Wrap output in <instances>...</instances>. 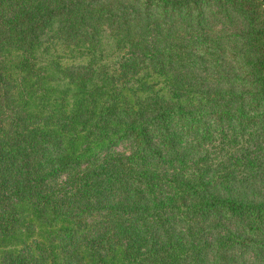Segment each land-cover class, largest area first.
<instances>
[{"label": "trees", "instance_id": "trees-1", "mask_svg": "<svg viewBox=\"0 0 264 264\" xmlns=\"http://www.w3.org/2000/svg\"><path fill=\"white\" fill-rule=\"evenodd\" d=\"M0 264H264V0H0Z\"/></svg>", "mask_w": 264, "mask_h": 264}, {"label": "rangeland", "instance_id": "rangeland-1", "mask_svg": "<svg viewBox=\"0 0 264 264\" xmlns=\"http://www.w3.org/2000/svg\"><path fill=\"white\" fill-rule=\"evenodd\" d=\"M116 150L123 151L124 153L127 152L126 145L124 143L117 145Z\"/></svg>", "mask_w": 264, "mask_h": 264}]
</instances>
